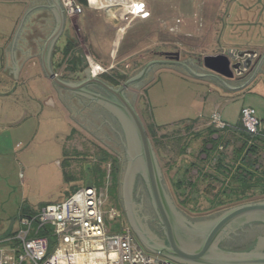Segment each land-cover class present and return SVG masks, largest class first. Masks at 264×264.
I'll return each instance as SVG.
<instances>
[{"label":"rangeland","instance_id":"rangeland-1","mask_svg":"<svg viewBox=\"0 0 264 264\" xmlns=\"http://www.w3.org/2000/svg\"><path fill=\"white\" fill-rule=\"evenodd\" d=\"M175 1H168V19L162 24L166 30L168 42V46H165L163 50L165 53H158L157 50L144 53L143 47L149 41V37H147L142 41L143 44L139 45L135 58L123 65L120 64L122 60L120 53L113 54L111 51L109 55L111 65L115 67L117 64L120 65L118 68L110 70V74L118 70V72L132 77L148 62L165 60L169 58L167 56L176 53L181 55L182 60L195 61L210 55L209 53L229 48L230 45L226 43L228 34L232 36L233 32L238 34L245 29L247 32H251V37H254L258 30L259 34L255 37L260 38V33H264L260 28L248 27L247 30L246 19L254 21L256 17L257 10L253 3L255 0L242 2L247 4L244 7L240 5L241 0H177L179 2L177 7ZM81 3L83 6V2ZM13 7L19 8L18 11H20L23 6L20 4L9 5L0 11V30L5 31L6 41L9 40L12 29L15 28L14 17L18 16H13L15 13ZM73 20V23L77 24L80 29L83 22H79L76 18ZM154 29L155 27L152 31ZM73 35L76 37V34L73 33ZM248 35L244 36L247 37L248 45L254 46L251 42L256 41V46H259L258 39ZM3 45L4 42L0 38V48ZM241 49H248V47L243 45ZM156 57L161 59H155ZM84 58L86 59V57ZM101 58L102 55L94 57L92 62L101 65L104 62V60L100 61ZM86 61L89 63L88 59ZM33 72H37L38 77L41 76L42 79L0 85V124L4 126L2 128L10 131L8 134L4 132L3 134L7 135L3 137L0 134V237L8 229L15 230L17 228L18 225L13 221L21 208L32 207L37 210L44 205L61 202L77 187L94 186L97 175L93 173L92 166L102 162L100 160L102 151L111 155L110 159L103 161L102 164V170L106 173L105 185L109 186L108 204L121 210L117 192L114 193L112 188L111 175L116 164L120 171L124 168L119 178L122 184L126 159L121 138L119 137L118 143L107 140L106 135L109 134V130L104 127V136L99 134L100 138H105L104 142L96 139L97 132L87 119L88 113L77 115L73 113L69 105L60 104L52 95L53 85L43 79L45 75L42 70L40 71L39 64L37 66L34 64L29 77ZM1 75L0 70V77ZM0 82L3 81L0 79ZM127 93L130 94L129 99L133 102L145 127L149 128L148 120H151L160 129V132H164L166 129L173 130V137L179 136L178 130L185 128L183 123L192 122L203 129L209 127L212 115L218 105H221L222 112L225 110L228 118H231L230 121H224L229 126H235L240 121L243 109L251 108L255 111L256 109L253 107H257L260 115L264 113V94L248 96L245 94V98L239 96L225 99L213 92L211 85L197 80L192 75L182 73L179 67L156 66L143 84L131 87ZM144 113L146 114L144 115ZM14 115L19 116L17 120L19 122L14 121L18 125L11 127L9 124L14 122L9 119ZM199 131L203 135L199 138L192 137L189 148L175 161L176 164L173 163L174 159L171 160L173 169H170L166 165V160L163 159L160 166L168 191L170 190L172 193L173 201L180 207L186 201L187 205L184 204L182 208L184 207L187 213L193 217L201 218L203 221L204 218L207 220L214 214H219L221 211L235 206V203L226 202L223 207L212 205L213 193L207 191L208 186L205 182H200L197 185L198 195L190 194L188 196V193L180 195L181 191L173 186L175 182L178 183L180 178L186 180L190 178H188L186 170L191 163L206 159V153L202 152L201 143L207 138L209 130ZM12 133L16 136L11 137L19 138V140L16 138L15 145L13 138L9 136ZM211 138L217 140L218 134L212 135ZM5 140L10 144L5 143ZM163 141L170 150L173 140L171 144H169L168 137L163 138ZM208 148H212V146L209 145ZM233 149V147H229L225 151L226 155L230 157L228 163H231ZM189 171L191 172L189 176H197L196 169L191 168ZM65 172L74 176V180L66 182ZM216 187L219 188L220 185L217 184ZM190 190L185 189L187 192ZM257 190L252 196V202L264 200V194L259 192L260 189ZM120 194L122 197V186ZM114 231H122L120 221L115 224Z\"/></svg>","mask_w":264,"mask_h":264},{"label":"water","instance_id":"water-1","mask_svg":"<svg viewBox=\"0 0 264 264\" xmlns=\"http://www.w3.org/2000/svg\"><path fill=\"white\" fill-rule=\"evenodd\" d=\"M47 1L49 8L53 11L56 25L42 47L41 66L43 73L54 87L100 105L115 116L120 123L123 135L112 129L121 138L127 162L122 182V198L125 207L132 217L135 207L133 200L134 183L136 176L141 174L146 182L150 199L166 238V240L163 238L156 244V240L155 242L150 241L139 231V235L149 252L178 264H264V239L254 251L250 252L227 251L218 245L222 239L239 226L252 221L264 223V200L232 207L212 220L199 222L188 220L177 209L167 189L162 168L147 129L133 102L127 96V91L131 87L141 85L156 66L183 68L188 74L196 78L215 80L221 88L227 91L240 92L252 84L259 75L264 76L262 70L264 53L240 51L237 59L242 60V57L246 55L251 56L246 69L240 73L236 72L240 63H236L237 59L233 58L231 54L237 51L206 56L199 60L202 70L208 74L197 73L186 61H180V55L176 53L167 56L169 58L165 60L148 62L120 87L107 84L100 77L95 76L90 68L84 71V79L67 81L57 76L51 60L52 52L65 31L67 15L58 0ZM260 29L264 31V23L261 24ZM260 39L264 40L262 32ZM91 88H97L102 93Z\"/></svg>","mask_w":264,"mask_h":264},{"label":"crops","instance_id":"crops-1","mask_svg":"<svg viewBox=\"0 0 264 264\" xmlns=\"http://www.w3.org/2000/svg\"><path fill=\"white\" fill-rule=\"evenodd\" d=\"M19 1H25V0H0V11L2 10V8H5L6 6L8 7L9 5H19ZM77 1L79 2V0ZM168 1L170 2L171 0H86V2L83 4L84 10L81 17L80 16L76 17V19L79 22H83V25L79 29L77 27V24L73 23L74 20H70L69 18H67L68 19L67 29L64 35L57 42L52 52L51 60H52V67L54 71L56 70L55 73L58 74V76L61 77L62 79L68 81H79L81 79H84L85 78L84 72L79 71L85 65L84 63L83 64L81 63V65L79 63L76 72H73L71 68L67 69V66L69 65L67 60L75 55L76 57H81V58L86 57V59H88L89 62L88 68H90L91 71L92 69L94 70V72L92 71L94 75H96L97 69H101V70L103 69L106 71L105 73L110 74L109 71L112 70L113 68L116 69L119 67L120 64L123 65L124 63H127L131 59L135 58V55L139 49L138 48L139 45L142 43V41L145 40V38L147 39V37H149V41L147 42V45L143 47L142 51H144V53L145 51L150 52L152 50H157L156 52L161 54L165 53L163 52V50L165 46H168L167 45L168 42H167V36L165 34L166 30L162 26V24L168 19V12H169ZM175 2L177 7V3L179 5V2L177 0ZM242 2L245 3V1L241 0L240 3L241 6L243 7L247 6V4H244ZM79 3L82 4L81 2ZM12 9L15 11V13H13V16L16 15L18 16L14 17L16 25L15 28L12 29L11 32L12 34L9 40L7 39L6 41L5 31L0 30V38L2 42H4V45L1 46L2 48H0L1 51L0 70L2 74L0 79L4 83L0 82V85L12 84L17 81L21 83L22 81L27 82L32 79L36 81L42 79L41 76L38 77L37 72H33L32 75H30V77L29 74L30 71H32L34 64L36 66L37 64H39V69L40 71L42 70V66H41L42 47L46 42V40L48 39V37L51 35L52 28L56 25V20L54 19L55 17L54 18L52 17L50 19V24H51L50 29L48 31L47 30L45 31L42 30L41 26L39 25L38 17H32L31 20L27 22L24 26V23L23 24L21 23V15L23 16V14L26 11V8L22 7L20 11H18L19 8L17 9L13 7ZM83 15L84 17H82ZM245 22L249 24L254 23V21H248V19H246ZM19 24H21V27H19V31L16 32V29ZM153 27H155L154 31H152ZM242 28L244 27L242 26ZM34 29H37V32H33ZM73 33L76 34L75 35L76 37H74ZM247 34H249L248 36L251 37L250 36L251 32L249 31L247 32L244 29L241 32H238V34H235L233 32L232 36H230L229 34L226 35L228 36L226 38L227 39L226 43L230 45V47L227 48L226 50H240L244 45L245 47H248V49L250 50L254 48L252 51H258L260 54L264 53V40H261L259 37H255L258 36L259 31L257 30L256 35L254 37H251L258 39L259 46L258 45L256 46V41L251 42V44H254V46L248 45L249 42L247 40V37L246 38L244 37ZM262 36L264 37L263 32H262ZM243 38H245V40H243ZM69 42L77 43V46L69 54L66 63H64L63 66L59 67V63L62 61L63 58V55H61V53L63 52L64 48ZM226 50H220L219 52L209 53L210 55H206V56L225 54ZM111 51H113V54L117 52L120 53V55L122 56L121 58L122 60L120 61V64H117L116 67L111 65L112 62H110L109 60V55L111 54ZM59 52L61 53L59 54ZM101 55L102 58L100 59V61L104 60V62L101 65L92 62V59L94 57H99ZM155 59H161V58L156 57ZM180 60L182 62L186 61V63L188 65H191L197 73L208 74L206 73V71L202 70L199 67L195 68L194 67L195 62L193 60L190 59L182 60L181 58ZM90 63L92 64V67ZM180 69L182 73L188 74V72L185 69L183 68ZM262 70L264 72V66ZM104 74L100 75L99 77L101 78ZM43 79L48 80L45 76ZM196 79L211 85L212 91L215 92L218 96L225 99L232 97H239V96L245 98V94H247V96L254 94H259V95L264 94V76L262 75H259L252 84H250L246 89L240 92L227 91L226 89L221 88L220 84L215 80L199 79V78ZM48 81L52 85V82L50 80ZM52 95L60 104L63 103L64 105H69L74 114L81 115L82 113H88L87 119L90 125L95 127V131L97 132V135L94 134L96 139H100L102 142H104L103 140L105 138L104 137L100 138L99 134L101 136H104L103 128L106 127L109 130V134L106 135V139L111 140L113 143L119 142V135L115 132L119 130L117 129V126L114 124L111 116L109 115L106 109H104L103 107L97 104L92 105L88 101H83L79 97L55 87L52 92ZM253 108L256 109L255 110L257 113L256 116L260 120L262 130L264 131V113L263 114L261 113L260 115L259 109L257 107H253ZM215 109L216 112H219L221 114L223 121L231 120V118H228V116L226 115L225 110H223L222 112L221 105L216 106ZM145 114L146 113H144V115ZM18 119L19 116L14 115L9 120L14 122L17 121ZM150 121L151 120H148V127L155 126L152 123V121L151 122ZM18 122L19 121H17V123ZM17 123L14 122L13 124H9V126L11 127L16 126L18 125ZM188 123H183L184 127L185 125L186 126L194 125V123L192 122H188ZM2 127L4 126L0 124L1 137L6 136L10 132L8 131V129H4ZM206 129L207 127L204 129L201 128V130H206ZM181 130L182 129H180V131ZM86 131H88V129H86ZM4 132H7V134L4 135L3 134ZM172 132L173 130L166 129L164 132H161V134L164 135L165 137H170V135H172ZM9 136L11 137L16 135L12 133L11 135L9 134ZM11 138H13L14 145L16 143V138L17 140H19L18 137H11ZM6 142L9 143V141L5 140V143ZM17 147H19V144H17ZM23 208H21L20 211L18 210L17 215L14 217L13 223L18 225L17 228L15 230H13L12 228L8 229V231H5L4 234H2L0 239L6 238L10 234L16 233L20 227V218L22 216L32 214L33 212H36L38 210V209L34 210L32 207L29 208L27 207L24 209H28V210L26 211V213L23 214L21 212Z\"/></svg>","mask_w":264,"mask_h":264},{"label":"built area","instance_id":"built-area-1","mask_svg":"<svg viewBox=\"0 0 264 264\" xmlns=\"http://www.w3.org/2000/svg\"><path fill=\"white\" fill-rule=\"evenodd\" d=\"M61 4L70 20L83 13L77 0H61ZM105 72L97 69L95 76ZM240 122L251 135L262 130L251 108L241 111ZM209 126L216 134L231 127L216 111ZM199 130L195 126L194 131ZM108 200V185L79 187L61 202L22 216L19 230L0 239V264H178L147 252L125 228L122 210ZM118 221L120 232L114 231Z\"/></svg>","mask_w":264,"mask_h":264},{"label":"trees","instance_id":"trees-1","mask_svg":"<svg viewBox=\"0 0 264 264\" xmlns=\"http://www.w3.org/2000/svg\"><path fill=\"white\" fill-rule=\"evenodd\" d=\"M85 1L86 0H79V2H83V4ZM76 46L77 43L74 42H69L66 45L62 52L63 58L59 63V67L66 63L69 54ZM67 62L69 64L67 69L71 68L73 72L77 71L79 63L80 65L81 63L85 64L82 69L79 70L80 72H84L86 68H88L86 59L76 57L75 55L68 59ZM101 78L113 87H120L130 78V76L114 71L111 74L105 73ZM194 128V125H185L184 129L178 131L179 136L173 137L170 135L171 138L168 137L170 140L169 144H171V141L173 140V146L170 147L169 150V147L163 141L165 136L161 134L160 129L156 126L149 128L146 127L160 165L162 164L161 162L163 159L166 160V165H168L170 169H173L171 160L174 159L173 163L176 164L175 161L184 155L186 150L189 148L192 137L196 136L199 138L203 135L202 132L196 133ZM118 129L121 131L119 126ZM207 130H209L207 138L204 139L203 143H201L202 152L206 153V159L202 161H195L189 166L190 169H196L197 176H189V173L191 172L188 168V170H186V174H188V178H190L187 180L185 178H180L178 183L175 182L173 185L178 191H181L179 192L180 195H186L187 193L188 196L190 194L198 195L199 190H197L196 187L200 182H205L208 186L207 191H211L213 193V199L211 200L212 205L222 207L225 206L226 202L235 203V206L252 202V196L255 195L257 189H260L259 192L264 194V161H261L264 159V131L261 130L258 135H251L244 129L239 121L235 126H231L228 130L219 133L218 139L214 140L211 136L216 133L215 130H213L210 126L207 127L204 132ZM209 145H211L212 148H208ZM229 147L234 148L231 163H228V159L230 157L226 155L225 152ZM110 157L111 155L108 152L102 151L100 153V160L102 162L92 166L93 173L97 175L95 185L98 187L105 184L106 173L102 170V164L103 161H107ZM116 165L113 167L111 174L113 184L112 188L114 193L117 192L116 194L120 202V188L122 184L119 181V178L121 176V172L123 173L124 168H121L122 171H120V168ZM65 180L66 182L72 181L74 180V176L65 172ZM217 184L220 185L219 188L216 187ZM187 188L191 190L189 192L185 191ZM184 204L187 205V202L184 201L183 205ZM182 206L181 209L188 216L193 217L187 213L185 208H182ZM27 210L28 209L23 208L21 212L24 214ZM193 218V221L202 220L197 217ZM11 235L12 234L9 236Z\"/></svg>","mask_w":264,"mask_h":264},{"label":"flooded vegetation","instance_id":"flooded-vegetation-1","mask_svg":"<svg viewBox=\"0 0 264 264\" xmlns=\"http://www.w3.org/2000/svg\"><path fill=\"white\" fill-rule=\"evenodd\" d=\"M58 1H59L60 5L62 6L61 0H58ZM244 1H246V0H244ZM254 3H255L254 6L257 10L256 17H255L254 23H252V24L246 23L247 28L248 27L260 28L261 24L264 23V0H255ZM19 4L26 8V11L23 14L22 19H21V23L22 24L24 23V26L27 22H29L31 20L32 17H38V20H39L38 23L41 26L42 30L48 31L50 29V25H51L50 19L52 17L54 18V14H53V11L48 6L49 4H48L47 0H25V1H19ZM67 23H68V19L66 21L65 31L67 29ZM54 28H55V26L52 28V32H53ZM17 31H19V25L16 29V32ZM65 31H64V33H65ZM33 32H37V29H34ZM64 33H63V35H64ZM252 50H250V49L226 50V53L232 52V51H237V52L231 53L232 57L237 59V58H239L238 53L240 51H252ZM242 58H243L242 60H240V59L236 60V63H240V67H238L236 69V72H238V73L243 72L246 69L251 56L246 55L245 57H242ZM199 60H201V58H198L197 60L194 61L195 62L194 67L195 68L196 67L201 68ZM91 89L96 91V92L102 93V91L97 89V88H91ZM127 96L130 97V94L127 93ZM79 98L83 101H88L89 103H91L86 98H82V97H79ZM91 104L96 105V103H91ZM109 115L113 119L114 124L117 126V129H118V126L121 129L120 123L118 122L117 118L115 116H113L111 113H109ZM119 132L123 135L122 129H121V131L119 130ZM213 135H216V133H214ZM218 136H219V134H218ZM169 192H170V190H169ZM170 194H171V192H170ZM171 197H172V194H171ZM172 199H173V197H172ZM117 200L119 201L118 197H117ZM133 200L135 203V207H134V210L132 213L133 216L130 217L128 210L125 207V203L123 201V198L121 197V201L119 202V204L121 206V210L123 213L122 222L125 225V228L134 234V236L136 237L139 244L147 252H149V250L145 247L146 246L145 243L142 241V239L139 235L140 234L139 231H141L150 241L155 242V240H156V244H157V242L162 241L163 238L166 240V238L164 235L162 224L159 220V217H158V215L154 209V206L152 204V201L150 199L146 182H145V180L141 174H138L136 176V179H135L134 188H133ZM175 205H176L177 209L188 220H190V221L194 220L193 217L188 216L181 209V207H179L176 203H175ZM226 210H228V209L221 211V213H219V214L216 213L217 215L214 214L213 216L209 217V219H207V220H212V219L217 218ZM203 221H205V219ZM193 222H199V221H193ZM150 238L153 240H151ZM263 239H264V223L260 222V221H252V222L244 224L243 226H239L238 228H236L235 231L229 233V235L226 238L222 239L218 245L221 249L227 250V251L250 252V251H254L257 248L258 244ZM149 253H151V252H149Z\"/></svg>","mask_w":264,"mask_h":264}]
</instances>
